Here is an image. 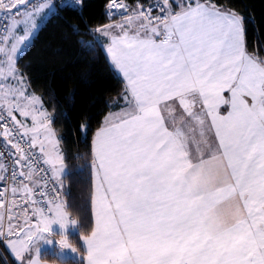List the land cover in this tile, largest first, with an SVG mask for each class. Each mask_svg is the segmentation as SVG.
<instances>
[{
  "label": "snow or ice",
  "instance_id": "obj_1",
  "mask_svg": "<svg viewBox=\"0 0 264 264\" xmlns=\"http://www.w3.org/2000/svg\"><path fill=\"white\" fill-rule=\"evenodd\" d=\"M175 5L109 0L108 14L123 9L126 23L95 29L110 38L125 106L91 142L87 264H264V58L247 51L237 13L213 0ZM52 8L0 0V241L21 264H39L33 250L53 243L52 225L63 230L67 214L47 176L62 186L65 160L17 66Z\"/></svg>",
  "mask_w": 264,
  "mask_h": 264
},
{
  "label": "trees",
  "instance_id": "obj_2",
  "mask_svg": "<svg viewBox=\"0 0 264 264\" xmlns=\"http://www.w3.org/2000/svg\"><path fill=\"white\" fill-rule=\"evenodd\" d=\"M107 1L83 0L82 8L54 5V12L17 59L28 91L40 98L60 143L66 169L60 197L67 218L76 226L66 236L81 256L85 254L81 239L93 227L91 142L106 114L118 109L123 99V81L94 37L95 29L106 24L103 13ZM213 2L243 18L247 51L264 58V0ZM81 125H87L86 130ZM41 259L79 264L59 260L51 253H43Z\"/></svg>",
  "mask_w": 264,
  "mask_h": 264
},
{
  "label": "crops",
  "instance_id": "obj_3",
  "mask_svg": "<svg viewBox=\"0 0 264 264\" xmlns=\"http://www.w3.org/2000/svg\"><path fill=\"white\" fill-rule=\"evenodd\" d=\"M42 2H43V1H42ZM170 2H172V4H173V8L175 9V7H176L175 2H174V1H171V0H170ZM40 3H41V2H40ZM52 4H53V2H52ZM53 7H54V6H53ZM54 8H55V7H54ZM222 8H223V7H222ZM224 9H227V8H224ZM227 10H229V9H227ZM230 11H231V10H230ZM49 12H50V10L47 11V13H49ZM18 19H19V17H18ZM38 23H39V27H40V25H41L40 20L38 21ZM42 23H43V22H42ZM125 23H126L125 20H122V21L115 22V23H107V24H105V25H110V24H111V25H121V24H125ZM105 25H102V26H100V27H103V26H105ZM113 32H114V34H115V33H119V32H120V28L117 27V28L113 29ZM94 37H95V38L99 41V43L101 44L102 49H103V51H104V53H105L107 59L109 60V62H110V64H111V61H110V59L108 58V56H107V52H106L107 46H108V44L110 43V38H109L108 36H102V35H100L99 33L95 32V31H94ZM19 56H20V55H19ZM19 56H18V57H19ZM18 57H17V59H18ZM111 65H112V64H111ZM1 66H3V62H2V60H0V67H1ZM112 67L115 69V67H114L113 65H112ZM115 71H116L117 74L120 76V78L122 79L123 84H124V86H125V81L123 80L122 75L119 74L118 71H117L116 69H115ZM19 73H20V72H19ZM20 74H21V73H20ZM24 87L26 88L28 94L33 95V94H31V93L28 91V89H27V86H26V80L24 81ZM226 95H227V94H226ZM39 99H40V98H39ZM124 106H125V102H124V100L122 99V101H121V106H120L118 109H115V110H112V111L108 112V113L106 114V116H108L109 113H111V112H117V111H119L120 108H122V107H124ZM37 107H38V109H39L40 111L45 112V110H44V108H43V106H42V104H41V100H40V104L37 105ZM226 108H227V106H222V107H221V113H225ZM45 113H46V112H45ZM46 114H47V113H46ZM106 116H105V117H106ZM105 117H104V119H103V123H104ZM18 118H20V117L18 116ZM21 119H22V118H21ZM47 119H48V121H49V126H50V118H49L48 115H47ZM27 122H28L29 126H31V120L29 119ZM103 123H102V125H103ZM50 127H51V126H50ZM51 129H52V128H51ZM52 131H53V129H52ZM53 132H54V131H53ZM94 134H95V133H94ZM39 135L41 136V138H43V136H44V130H43V129L40 130ZM188 135H189V137H192V136L198 135V133L188 132ZM93 137H94V135H93ZM54 138L58 141V138H57L56 134H55V136L53 137V139H54ZM45 146H46L48 149H50V146H49V144L47 143V141L45 142ZM57 146H59V147H58V149H59V153H60L59 155L62 156V153H61V147H60V143H59V141H58V145H57ZM195 148H196V144L193 143V144H192L193 152L195 151ZM49 170H50V169H49ZM50 172H51V170H50ZM65 173H66V169H65V171H64V173H63V176L65 175ZM57 180L60 181V179H57ZM92 186H93V179H92ZM64 219H66V222L69 224V228H68L69 230H68V232H74L75 229H76L75 223H72L73 221L70 220V219H68L67 216H65V217L63 218V220H64ZM52 231H53V233H57V234H59V233H60V227H59V225H52ZM83 238H84V237H83ZM83 238L81 239V244H82V247H83L84 252H85V254H84L83 256H81L77 251H76V252L71 251V252H73V253H70V254H69L70 256L68 255L67 258H58V257H56L55 254H53V255H54L57 259H59V260H74V261H77L79 264H87L86 250H85V243H84ZM6 250H7L6 252H8L9 256L11 257V259H8V258H7V260H5V264H21L20 261H17V260L15 259L14 255L10 252V250H8L7 248H6ZM42 255H43V251L40 250V256H39V257H35V251H33V256H34V258H37V259L39 260V264H60V263H57V262H49V261L43 260V259H41Z\"/></svg>",
  "mask_w": 264,
  "mask_h": 264
},
{
  "label": "built area",
  "instance_id": "obj_4",
  "mask_svg": "<svg viewBox=\"0 0 264 264\" xmlns=\"http://www.w3.org/2000/svg\"><path fill=\"white\" fill-rule=\"evenodd\" d=\"M43 0H30L31 3H40ZM54 4L57 7H64L65 4L69 3L70 0H53ZM122 2L129 7V9L134 8L135 5L137 3H143L145 5L152 3L153 0H150L148 3H144L141 0H135L133 3H127L126 1L122 0ZM109 3V0L107 1L105 8H104V19L106 23H115V22H119L122 21L124 19H122V16L127 15L128 13L124 12L123 9H119V10H113L112 15L108 14V8L107 5ZM78 7V6H77ZM72 8H76V7H72ZM21 12L23 13V9H21ZM5 21L3 19V14H0V28L3 27ZM34 152H36V155L39 156V152L38 150H33ZM36 164L39 168H44V169H48L47 165H44L42 163V160H36ZM41 175H44V173H40ZM47 176L49 178V183H48V187L51 189L52 187H55L59 190L58 195H59V199L61 200L60 197V190H61V186L60 183L56 180L52 178V173L50 172V170H48ZM53 195H57V193H53ZM8 257V253L6 252V248H5V243L3 241H0V264H5V260Z\"/></svg>",
  "mask_w": 264,
  "mask_h": 264
},
{
  "label": "rangeland",
  "instance_id": "obj_5",
  "mask_svg": "<svg viewBox=\"0 0 264 264\" xmlns=\"http://www.w3.org/2000/svg\"><path fill=\"white\" fill-rule=\"evenodd\" d=\"M171 1H174L175 2V0H171ZM54 12V7L50 10V12L49 13H47L45 16H44V18L43 19H41L40 20V22H41V24H42V22H44L45 20H47L50 16H51V14ZM41 26V25H40ZM39 28L40 27H38V30H39ZM21 30H22V27H21ZM38 30L35 32V34H34V36L36 35V33L38 32ZM33 40V39H32ZM32 42V41H31ZM25 49L26 48H24L23 49V51L21 52V53H19L18 54V56L19 55H21L24 51H25ZM17 56V57H18ZM3 62V61H2ZM0 68H6V65H4V63H3V66H1ZM12 83H15L14 81H12ZM50 129H51V127H50ZM52 130V129H51ZM55 139V138H54ZM56 140V139H55ZM57 141V140H56ZM58 145V141H57V143H56V145H55V152L56 153H58V154H60L59 153V149H58V147L59 146H57ZM50 146V149L49 150H52L53 149V146L52 145H49ZM63 223L65 224V228L63 229V230H61L60 229V233H59V236H57V235H54V233H51L50 235L49 234H45V235H49V238L53 241V243H51V244H44L43 242H40V244H39V247H40V250L41 251H43V253H51V254H55L56 255V257H58V258H67L68 257V255L70 254V253H73V252H71V249L73 248L70 244H69V242H68V240H67V232H68V228H69V224L66 222V219H64L63 220ZM61 235H64L65 237H66V243H67V245H68V247H66V248H64V249H61V247H60V241H61ZM33 251H35V250H33ZM70 256V255H69Z\"/></svg>",
  "mask_w": 264,
  "mask_h": 264
}]
</instances>
